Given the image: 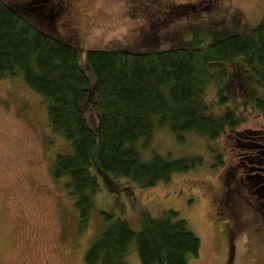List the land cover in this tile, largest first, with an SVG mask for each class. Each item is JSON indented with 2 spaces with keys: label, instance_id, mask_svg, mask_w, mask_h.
Instances as JSON below:
<instances>
[{
  "label": "rangeland",
  "instance_id": "1",
  "mask_svg": "<svg viewBox=\"0 0 264 264\" xmlns=\"http://www.w3.org/2000/svg\"><path fill=\"white\" fill-rule=\"evenodd\" d=\"M4 1L42 31L74 45L81 61L89 48L203 47L248 31L264 14V0ZM239 63L242 71L234 78L239 66L210 61L202 100L206 115L235 107L242 120L214 138L185 132L182 141L167 127H156L146 155L154 150L171 158L199 156L200 162L149 188L120 177L111 179L116 188L110 190L107 178L98 175L81 231L74 199L48 171L58 147L69 141L49 131L41 94L21 76L0 78V264H84L86 248L116 217L137 231L144 213L155 217L169 208L200 241L198 255H186L187 264H264V189L248 176L254 171L251 158L262 154L249 131L264 136V83ZM85 104L82 114L96 132L93 171L101 147L99 120ZM102 212L112 216L106 220ZM124 259L142 264L133 242Z\"/></svg>",
  "mask_w": 264,
  "mask_h": 264
},
{
  "label": "trees",
  "instance_id": "2",
  "mask_svg": "<svg viewBox=\"0 0 264 264\" xmlns=\"http://www.w3.org/2000/svg\"><path fill=\"white\" fill-rule=\"evenodd\" d=\"M213 60L239 66L232 72L235 78L240 77L241 61L264 83V14L248 31L203 47L141 52L89 48L81 61L74 45L42 31L0 0V78L21 76L41 94L49 131L69 141L63 149L58 147L48 171L53 181L62 180L66 194L74 199L80 231L88 225L98 175L107 178L110 190L116 188L111 179L120 177L149 188L200 162L199 156L171 158L154 150L146 155L156 127H167L182 141L185 132L214 138L242 120L235 107L204 113L203 84ZM83 102L99 120L101 147L93 171L90 155L96 132L82 114ZM249 134L262 154L251 158L254 171L248 176L257 179L258 190L264 189V136ZM102 215L106 220L112 216ZM130 242L142 264H187L186 255L197 256L200 247L186 219L169 208L155 217L144 213L137 231L116 217L96 234L83 262L126 264Z\"/></svg>",
  "mask_w": 264,
  "mask_h": 264
},
{
  "label": "flooded vegetation",
  "instance_id": "3",
  "mask_svg": "<svg viewBox=\"0 0 264 264\" xmlns=\"http://www.w3.org/2000/svg\"><path fill=\"white\" fill-rule=\"evenodd\" d=\"M235 78V77H234Z\"/></svg>",
  "mask_w": 264,
  "mask_h": 264
}]
</instances>
